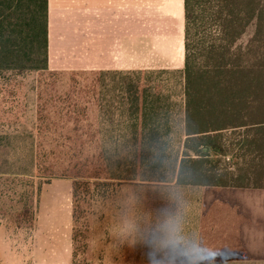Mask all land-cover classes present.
Listing matches in <instances>:
<instances>
[{
    "label": "trees",
    "instance_id": "1",
    "mask_svg": "<svg viewBox=\"0 0 264 264\" xmlns=\"http://www.w3.org/2000/svg\"><path fill=\"white\" fill-rule=\"evenodd\" d=\"M184 19L183 70L99 72L122 77L106 91L113 100H105L100 112L125 122L41 126L47 114L40 109V132L60 136L35 147L82 154L85 139L93 134L101 137L89 142L96 144L99 157L126 155L151 169L177 148L181 160L171 178L161 180L201 189L199 243L217 250L213 264L264 263V0H184ZM251 26L252 37L241 43ZM0 72L86 73L49 70L48 0H0ZM154 74L182 76L180 103L151 80L143 81ZM45 88L39 89L40 101ZM65 97L67 104L58 114L88 115L89 109L79 110L70 96L53 95L55 107ZM237 130L243 131L241 140L226 147L224 133ZM81 168L64 174L74 180L75 223L81 193L91 188L81 181ZM86 169L99 188L102 164ZM26 197L24 214L31 213L33 204L25 190L23 201ZM74 234L76 241L80 231Z\"/></svg>",
    "mask_w": 264,
    "mask_h": 264
},
{
    "label": "rangeland",
    "instance_id": "2",
    "mask_svg": "<svg viewBox=\"0 0 264 264\" xmlns=\"http://www.w3.org/2000/svg\"><path fill=\"white\" fill-rule=\"evenodd\" d=\"M253 33L254 26H251L241 43L247 42ZM142 79L151 80L177 103L181 102L180 74H154ZM121 80V76L99 72L57 77H42L38 72H0V234L7 237V251L3 256L8 264H20L22 258L24 264H40L38 253L47 252V249L56 254L57 263L72 249L70 264H145L149 260L146 241L165 212L180 215L185 233L196 237L201 223V189L161 180L174 174L176 161L181 160L177 158V148L167 153L159 167L151 169L146 163L133 162L126 155L99 157L96 144L89 142L101 137L93 134L85 139L87 143L82 154L67 155L55 147H44L40 151L35 147L40 141H59L60 136L40 132V109L47 114L42 117L41 126L68 122L99 126L111 121L125 122L118 116L108 118L100 112L108 104L105 100H113V95L106 91ZM50 83L56 86H47ZM42 87L46 88L40 101ZM53 95L56 98L70 96L69 101L79 110L89 109L88 115L58 114L57 109L64 106L67 98L59 100L55 107ZM242 132H225L223 144L228 148L235 146ZM96 164L104 168L99 188L93 186L95 180L86 173L88 165L95 168ZM80 167L85 171L81 181L90 182L91 188H84L81 193V201L77 204L80 219L75 223L74 180L64 174L77 172ZM7 172L18 174H3ZM25 190L28 196L30 192V199L31 194L33 198L31 213L27 214H24L27 197L26 201L22 199ZM76 230L80 231V236L74 241Z\"/></svg>",
    "mask_w": 264,
    "mask_h": 264
},
{
    "label": "crops",
    "instance_id": "3",
    "mask_svg": "<svg viewBox=\"0 0 264 264\" xmlns=\"http://www.w3.org/2000/svg\"><path fill=\"white\" fill-rule=\"evenodd\" d=\"M184 22V0H48V68L86 73L181 71ZM201 202L202 191L199 223ZM199 229L194 236L198 242ZM7 246L2 233L0 264H8L3 256ZM38 255L40 264L73 260L72 249L59 263L51 249Z\"/></svg>",
    "mask_w": 264,
    "mask_h": 264
},
{
    "label": "clouds",
    "instance_id": "4",
    "mask_svg": "<svg viewBox=\"0 0 264 264\" xmlns=\"http://www.w3.org/2000/svg\"><path fill=\"white\" fill-rule=\"evenodd\" d=\"M150 264H213L217 250L205 247L185 233L182 218L165 212L163 219L148 237ZM243 259V257H242Z\"/></svg>",
    "mask_w": 264,
    "mask_h": 264
}]
</instances>
